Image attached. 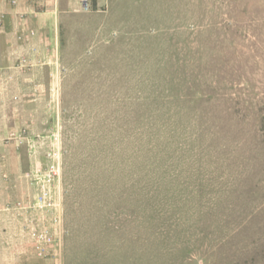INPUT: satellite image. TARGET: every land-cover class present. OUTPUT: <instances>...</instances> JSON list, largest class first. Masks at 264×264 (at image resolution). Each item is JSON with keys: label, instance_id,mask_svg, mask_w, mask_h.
Wrapping results in <instances>:
<instances>
[{"label": "rangeland", "instance_id": "1", "mask_svg": "<svg viewBox=\"0 0 264 264\" xmlns=\"http://www.w3.org/2000/svg\"><path fill=\"white\" fill-rule=\"evenodd\" d=\"M80 5L10 140L61 155L60 264H264V0Z\"/></svg>", "mask_w": 264, "mask_h": 264}, {"label": "crops", "instance_id": "2", "mask_svg": "<svg viewBox=\"0 0 264 264\" xmlns=\"http://www.w3.org/2000/svg\"><path fill=\"white\" fill-rule=\"evenodd\" d=\"M79 2L18 0L11 6L0 0V264H54L35 255L32 244L17 234V222L1 209L31 192L22 172L34 167L24 146L4 140L32 122L31 107L43 101V89L54 88L60 19L77 11Z\"/></svg>", "mask_w": 264, "mask_h": 264}, {"label": "built area", "instance_id": "3", "mask_svg": "<svg viewBox=\"0 0 264 264\" xmlns=\"http://www.w3.org/2000/svg\"><path fill=\"white\" fill-rule=\"evenodd\" d=\"M7 2L15 6L18 0ZM80 3L84 9L89 7V0H80ZM2 21L3 15L0 13V27ZM22 137L21 133L11 134L4 142ZM35 148L29 146V152L34 154ZM45 157L44 166L35 165L25 176L31 192L1 209L17 222V234L32 244L37 257L51 258L54 264H60L64 236L61 155L58 150H53L48 151Z\"/></svg>", "mask_w": 264, "mask_h": 264}]
</instances>
